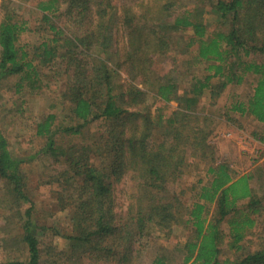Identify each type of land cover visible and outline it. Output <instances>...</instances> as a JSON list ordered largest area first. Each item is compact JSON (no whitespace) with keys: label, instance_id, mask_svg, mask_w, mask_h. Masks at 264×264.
Returning a JSON list of instances; mask_svg holds the SVG:
<instances>
[{"label":"trees","instance_id":"trees-1","mask_svg":"<svg viewBox=\"0 0 264 264\" xmlns=\"http://www.w3.org/2000/svg\"><path fill=\"white\" fill-rule=\"evenodd\" d=\"M27 2L44 32L32 48L18 44ZM45 68L61 82V104L27 116L38 149L20 156L0 127V228L11 226L0 245L26 254L0 264H135L161 234L145 264H171L178 253L180 264H264V195L252 171L211 156L200 105L206 90L214 102L251 75L252 91L230 109L264 123V0H0V90L11 101L0 108L22 118L25 94L50 84ZM94 121L102 128L89 133ZM36 156L59 166L53 203L71 211L69 231L35 217L23 164ZM198 160L206 164L198 188L179 187ZM48 234L67 239V250L45 256ZM224 247L233 253L222 257Z\"/></svg>","mask_w":264,"mask_h":264},{"label":"rangeland","instance_id":"rangeland-1","mask_svg":"<svg viewBox=\"0 0 264 264\" xmlns=\"http://www.w3.org/2000/svg\"><path fill=\"white\" fill-rule=\"evenodd\" d=\"M26 7H23L20 11L26 13L29 19V28L19 36L18 44L25 45L26 48H32L34 44L41 40L42 34L44 33L41 29L42 21L36 15V13L30 12L31 2L25 3ZM48 75H44L45 79H48L50 84L47 87L42 88L40 91L31 92L25 94L26 106L25 115L20 118L15 114L0 108V127H2L9 137L11 148L17 152L20 156H26L29 151L35 152L38 148V144L41 142L40 137H30L29 134L33 133L32 127L28 125L27 116L30 117L32 114H41L44 111H59L60 106V92L62 89L59 86L60 81L50 78V73L52 69L45 68ZM251 75L245 80L243 79L240 84L231 85L226 91L217 97L213 102L210 98L209 92L206 90L201 96L202 109L209 114V127L210 133L208 137V142L212 146L211 156L217 161L227 162L232 171L241 174L247 171H252L254 174L253 181L254 191L256 194L264 195V140H260L259 136L264 137V123L258 121L250 113H239L230 109V102L234 99H245L252 91V81ZM10 92H5L0 90V106L1 103L6 102L11 103V101L6 98L9 96ZM24 95V94H23ZM151 96H149L150 98ZM162 104L161 100H155V105ZM175 103L171 101L170 105ZM200 107V106H199ZM230 111L227 113V110ZM32 113V114H31ZM32 115V116H33ZM101 121H94L89 126V133L98 131L102 128L100 124ZM33 126V125H32ZM88 131V129H87ZM199 159V158H198ZM48 165L43 162L42 158L36 156L34 159L27 160L23 164V170L27 173L26 178V191L30 198L37 205V210L35 212V217L41 222H45L47 225L55 224L62 232L70 230V213L69 209L55 210L54 201V191L58 185V169L59 166ZM206 164L204 160H198V164L191 162L186 168L185 174L181 178L179 187L185 188L190 187L192 184L196 185V189L200 185L198 183L202 178H205ZM45 172V173H43ZM57 172V173H56ZM52 175V176H51ZM127 185L124 183V179L117 184L116 187V209L123 210L127 204ZM195 191V190H194ZM193 191V192H194ZM188 195V193H186ZM4 195L7 197L6 187L3 180L0 178V196ZM186 195V197H187ZM264 197L261 201L263 213L257 215L258 223H264ZM4 206V205H3ZM2 207V206H1ZM9 203L6 208V214L8 211ZM3 210V208H2ZM5 210V208H4ZM214 212V205L210 206V213ZM209 213V215H211ZM3 213L0 209V225L4 223ZM222 228L226 230L225 223L222 222ZM8 224L4 225V228H0V237L3 234L4 229H11ZM258 231V229L256 230ZM163 233V232H162ZM183 230L177 228L175 230V237L178 239L183 237ZM157 241L144 246L143 255L139 256V259L135 264H145L148 252L156 251L159 248V243L165 240L164 234L157 236ZM67 239L61 235L51 236V234L45 235L42 240L43 252L45 256H51L54 254L55 250H61L67 248ZM67 250V249H66ZM232 250H228L227 247L223 248L222 257L226 255H231ZM67 254V253H66ZM26 254L19 248L13 250L9 253L2 248L0 245V261L5 260V258L13 259L16 257L23 258ZM64 256V255H63ZM67 256V255H66ZM172 256V255H171ZM181 255H174L171 258V264H180ZM67 264H74L73 260L66 259Z\"/></svg>","mask_w":264,"mask_h":264}]
</instances>
